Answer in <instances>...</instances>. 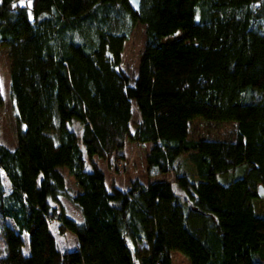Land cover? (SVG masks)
Wrapping results in <instances>:
<instances>
[{
  "label": "trees",
  "instance_id": "obj_1",
  "mask_svg": "<svg viewBox=\"0 0 264 264\" xmlns=\"http://www.w3.org/2000/svg\"><path fill=\"white\" fill-rule=\"evenodd\" d=\"M138 22L132 78L120 62ZM0 44L19 125L14 147L0 143V264H172L170 250L190 264H264L253 202L264 188V0H0ZM196 116L234 121V138H190ZM126 139L149 143L148 175L173 178L107 186L96 158ZM184 153L195 177L176 162ZM52 221L75 247L58 246Z\"/></svg>",
  "mask_w": 264,
  "mask_h": 264
},
{
  "label": "rangeland",
  "instance_id": "obj_2",
  "mask_svg": "<svg viewBox=\"0 0 264 264\" xmlns=\"http://www.w3.org/2000/svg\"><path fill=\"white\" fill-rule=\"evenodd\" d=\"M17 4H29L30 0H16ZM183 34V31H178L175 35L166 37L171 39L179 37ZM144 26L141 23H136L129 33L128 38L125 40L122 50L120 67L124 69L130 77H134L140 53L144 43ZM9 66L10 56L7 46L0 44V143L12 148L16 145V134L19 125L16 121V108L15 102L12 99L9 92ZM132 118L130 120V129H133V125L139 119V112L134 101L131 103ZM189 125V137L190 138H220L232 140L235 134L236 123L234 121H214L205 120L199 116L194 117L188 123ZM22 126V125H21ZM71 127L78 133V140L80 136L79 122L74 120L71 123ZM149 143H137L125 140V146L121 154L114 153L107 160L96 158L98 165L104 170L106 175V185L117 184L122 188L128 186L129 182L137 178L141 181L154 178H167L172 179L173 173L168 172L161 176L148 175L147 164L145 161V154L148 151ZM182 158L181 168L186 170L190 176L195 177L194 169L192 165L188 163L187 155L180 154L176 158V162ZM62 172L67 189L70 193L79 190L78 184L75 182L74 177L67 171L65 166L59 168ZM231 172V170H230ZM224 175H217L218 180L225 182L235 176L232 172ZM5 180V179H4ZM6 189H8V183L5 182ZM62 204L65 211L71 216H76L78 211L76 207L69 201L68 198L62 197ZM256 213L258 218L255 220V225L258 228L264 229V198H258L254 201ZM55 221L50 224L52 231L56 235L57 243L60 248H73L76 245L75 237L70 231H66L63 235H59L56 232ZM24 238V244L22 245V251L24 253L29 252L28 236L26 233L22 234ZM140 252L145 251L147 248L146 243L142 242L138 246ZM4 251V244L0 239V254ZM170 257L172 264H190L189 259L179 250H170Z\"/></svg>",
  "mask_w": 264,
  "mask_h": 264
},
{
  "label": "water",
  "instance_id": "obj_3",
  "mask_svg": "<svg viewBox=\"0 0 264 264\" xmlns=\"http://www.w3.org/2000/svg\"><path fill=\"white\" fill-rule=\"evenodd\" d=\"M130 1L134 5L135 9H137L139 6V0H130ZM258 194L261 198H264V188L261 185L258 186Z\"/></svg>",
  "mask_w": 264,
  "mask_h": 264
},
{
  "label": "crops",
  "instance_id": "obj_4",
  "mask_svg": "<svg viewBox=\"0 0 264 264\" xmlns=\"http://www.w3.org/2000/svg\"><path fill=\"white\" fill-rule=\"evenodd\" d=\"M117 185V184H116ZM118 186V185H117ZM119 187H121V186H119ZM127 187V186H126ZM126 187H124V188H126Z\"/></svg>",
  "mask_w": 264,
  "mask_h": 264
}]
</instances>
